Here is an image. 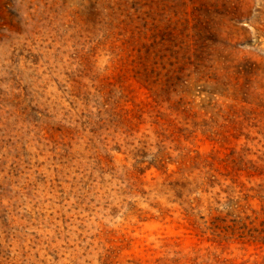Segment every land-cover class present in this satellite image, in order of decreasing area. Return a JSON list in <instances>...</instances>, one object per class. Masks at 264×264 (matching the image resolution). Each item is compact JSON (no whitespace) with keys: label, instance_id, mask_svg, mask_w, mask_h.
Returning a JSON list of instances; mask_svg holds the SVG:
<instances>
[{"label":"rangeland","instance_id":"obj_1","mask_svg":"<svg viewBox=\"0 0 264 264\" xmlns=\"http://www.w3.org/2000/svg\"><path fill=\"white\" fill-rule=\"evenodd\" d=\"M263 198L264 0H0V264H264Z\"/></svg>","mask_w":264,"mask_h":264},{"label":"trees","instance_id":"obj_2","mask_svg":"<svg viewBox=\"0 0 264 264\" xmlns=\"http://www.w3.org/2000/svg\"><path fill=\"white\" fill-rule=\"evenodd\" d=\"M210 180V178H208ZM208 180V181H209ZM208 181H202L201 185L203 184H207ZM192 184V181H185V180H180V181H173V182H169V188L170 190L174 193V195L176 196V201L178 202V204L181 206V208L184 211V214L190 218L193 219L194 223L196 225L200 226V222L198 221L197 217L199 219H202L203 216L198 215V205H199V198L198 197H190L192 195V190L189 187V185ZM203 191V190H201ZM264 200V198H263ZM215 203H219L218 201H216ZM225 206L236 209L239 204L237 202H232V201H226L224 202ZM209 212V214H212L213 211L215 213H221L222 210H219L217 207H213L211 204H209L206 208ZM220 215H213L211 218L213 220L216 219H220L222 221H226L225 218H221L219 217ZM246 218H248V216H246ZM230 221L233 223V225H238L237 226V230H236V237L238 239L241 240H247V241H252V242H258L261 245H264V225L261 224V227H255V226H248L245 222H241V217L239 216V214L235 215V218L230 219ZM253 220H251L250 223H252ZM203 224L205 223L204 221L202 222ZM218 228V226H215ZM209 229H211L214 233L216 232V230L210 226L208 227ZM227 228H229V225H226L223 229L225 231H227ZM221 230V231H224ZM235 230L234 228H232V232L234 233ZM216 234V233H215ZM217 235H219V233H217ZM167 264V263H164Z\"/></svg>","mask_w":264,"mask_h":264}]
</instances>
